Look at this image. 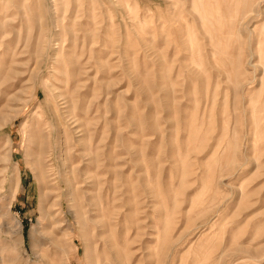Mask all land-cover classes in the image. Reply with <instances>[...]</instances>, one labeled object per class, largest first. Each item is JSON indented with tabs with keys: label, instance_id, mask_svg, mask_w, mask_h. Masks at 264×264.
I'll return each mask as SVG.
<instances>
[{
	"label": "rangeland",
	"instance_id": "obj_1",
	"mask_svg": "<svg viewBox=\"0 0 264 264\" xmlns=\"http://www.w3.org/2000/svg\"><path fill=\"white\" fill-rule=\"evenodd\" d=\"M0 264H264V0H0Z\"/></svg>",
	"mask_w": 264,
	"mask_h": 264
},
{
	"label": "bare ground",
	"instance_id": "obj_2",
	"mask_svg": "<svg viewBox=\"0 0 264 264\" xmlns=\"http://www.w3.org/2000/svg\"><path fill=\"white\" fill-rule=\"evenodd\" d=\"M222 1V0H221ZM227 2V1H226ZM229 2V1H228ZM212 3V2H211ZM217 3V2H216ZM232 3V2H231ZM219 4V3H218ZM229 6H231V5H229ZM213 7V6H212ZM224 7V6H223ZM231 7H233V6H231ZM238 7V6H237ZM227 8V7H226ZM234 9V8H233ZM235 9H236V7H235ZM225 10H227V9H225ZM234 11V10H233ZM226 15V14H225ZM228 29V28H227ZM226 29V30H227ZM218 30H219V28H218ZM231 30V29H230ZM221 32V31H220ZM224 32V31H223ZM222 32V33H223ZM231 32H233V30L231 31ZM226 32H224V34H225ZM212 34V33H211ZM229 34V33H228ZM213 37V36H212ZM228 39V38H227ZM230 43V42H229ZM232 50V49H231ZM35 97H37L38 98V93L35 95ZM66 105H67V103H65ZM25 106H28V105H25ZM77 124V123H76ZM74 126H77V125H74ZM74 126H73V128H74ZM53 133V132H52ZM50 142H52L51 144H53V136L52 135H50ZM64 145V144H63ZM42 148V147H41ZM35 179L38 181V182H40L41 181V179H42V175H41V173H37V174H35ZM42 183V182H41ZM111 241V240H110ZM111 251H113V250H111ZM114 254V253H113Z\"/></svg>",
	"mask_w": 264,
	"mask_h": 264
}]
</instances>
